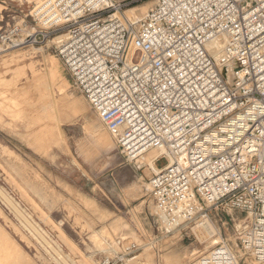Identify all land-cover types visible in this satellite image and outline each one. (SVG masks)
I'll return each instance as SVG.
<instances>
[{"label": "built area", "instance_id": "built-area-1", "mask_svg": "<svg viewBox=\"0 0 264 264\" xmlns=\"http://www.w3.org/2000/svg\"><path fill=\"white\" fill-rule=\"evenodd\" d=\"M148 1L42 0L1 42L51 48L126 161L157 154L149 191L164 237L243 214L237 247L218 230L193 264H264V0H153L142 18L125 16Z\"/></svg>", "mask_w": 264, "mask_h": 264}, {"label": "rangeland", "instance_id": "rangeland-1", "mask_svg": "<svg viewBox=\"0 0 264 264\" xmlns=\"http://www.w3.org/2000/svg\"><path fill=\"white\" fill-rule=\"evenodd\" d=\"M144 5L146 13L135 14L142 18L155 6L153 0L129 9ZM35 7L33 0H0V264H98L132 244L140 250L126 264H142L146 256L148 264H165L167 257L171 264H193L212 250L211 241L201 230L196 236L188 231L190 237L180 232L164 237L155 229L152 172L126 161L53 50L10 49L1 42L2 34L29 20ZM39 73L47 84L38 89ZM61 82L70 85L64 97L57 90ZM102 133L108 144L98 141ZM167 164L162 158L157 167ZM243 217L226 210L214 214L217 230L233 246V222ZM95 232L104 234L109 248L96 247ZM240 257L241 264H260Z\"/></svg>", "mask_w": 264, "mask_h": 264}, {"label": "bare ground", "instance_id": "bare-ground-1", "mask_svg": "<svg viewBox=\"0 0 264 264\" xmlns=\"http://www.w3.org/2000/svg\"><path fill=\"white\" fill-rule=\"evenodd\" d=\"M33 1H35L36 2V7H38L41 3H42V0H33ZM141 11L142 13H146V5H144V6H141V7H137V8H133V9H129L128 11H127V13H129V14H131V16L133 15L134 16V19L135 20H138V19H140L141 17L140 16H136L135 14H136V12L137 11ZM141 13V14H142ZM20 55V54H19ZM24 59V58H23ZM18 61V60H17ZM15 63V62H14ZM17 63V62H16ZM14 65V64H13ZM27 68H29L28 66H27ZM26 69V68H25ZM24 71V70H23ZM26 72V71H25ZM48 72V71H47ZM14 73V72H13ZM15 74V73H14ZM23 74V73H22ZM41 73H39V75L37 74V76H36V78H38L37 80H35V82H37L36 84H37V87L36 88H38V86H39V88L40 87H42L43 85L45 86L47 83H45L44 82V79H46V78H42L43 76L42 75H40ZM31 75H33V74H31ZM35 75L36 74H34V77H35ZM39 76H42V77H39ZM47 76H49V75H47ZM44 77H45V75H44ZM61 78V77H60ZM65 81V80H64ZM49 83H50V81H49ZM51 84V83H50ZM58 86V85H57ZM46 87V86H45ZM47 87H51V86H47ZM69 87H70V85L68 84V82H61V84L58 86V91H59V93L61 94V95H63V97H64V95H66L67 94V90L69 89ZM38 88V89H39ZM37 89V90H38ZM46 89V88H45ZM52 89V88H51ZM50 89V90H51ZM45 91V90H44ZM43 91V92H44ZM52 91V90H51ZM56 91V90H55ZM48 93H51V92H48ZM54 93H52V95H53ZM51 96V95H50ZM43 97V96H42ZM54 97V96H53ZM73 97V96H72ZM46 98H47V96H46ZM70 98H71V96H70ZM62 99V98H61ZM55 100V99H54ZM58 100V99H57ZM74 103V102H73ZM101 120V119H100ZM102 122V121H101ZM98 141L99 142H101V143H105V144H108L109 142H110V138L108 137V135L106 134V133H102L101 135H99V137H98ZM157 156V154L155 155L154 154V152H149V153H147L144 157H142L141 159H140V167H148L147 169L148 170H150V171H152V169L155 171V172H158V170H157V168L155 167V165H154V159H155V157ZM146 169V170H147ZM8 175V174H7ZM12 178V177H11ZM10 180V179H9ZM9 183V182H8ZM17 188V187H16ZM148 188H149V186H148ZM2 190V189H1ZM0 190V191H1ZM18 190V189H17ZM21 190V189H20ZM2 193V192H1ZM0 193V194H1ZM6 195V194H5ZM5 195H3V196H5ZM3 196H1V197H3ZM7 196V195H6ZM5 196V197H6ZM10 198V197H9ZM9 198H8V200H9ZM2 199H4V197L2 198ZM28 199V198H27ZM30 199V198H29ZM28 199V200H29ZM4 200H6V198L4 199ZM7 200V201H8ZM6 201V202H7ZM9 201H11V199L9 200ZM32 201V200H31ZM28 202V201H27ZM29 202H30V200H29ZM14 201L12 200V204H13V206H14ZM10 204V203H9ZM11 204V205H12ZM30 204H32V203H30ZM10 205V206H11ZM13 206H11V208L13 207ZM16 206H17V204H16ZM15 207V206H14ZM18 208V207H17ZM35 208V207H34ZM13 209H15V208H13ZM21 210V209H20ZM23 210V209H22ZM21 210V211H22ZM15 212H18L17 210H15ZM20 212V211H19ZM25 214V213H24ZM18 215V214H17ZM22 215H23V213H22ZM20 216H21V214H20ZM25 217H27L26 215L24 216V219H25ZM20 218H22V216L20 217ZM24 221H26V219L24 220ZM26 223H27V221H26ZM28 226H30V224L28 225ZM31 226H32V228H33V225L31 224ZM36 228V227H35ZM34 228V229H35ZM33 229V230H34ZM40 229V228H39ZM2 230V229H1ZM0 230V233L2 232ZM38 230V229H37ZM36 230V231H37ZM200 230H201V232H204V234H205V238L204 239H207V241H211V243H210V246H215L216 244H218L219 243V238L217 237L218 236V234H219V232H218V230H217V228L215 227V225H213L210 221H208L207 223H204V224H202L201 226H199L198 227V232H200ZM196 231V230H195ZM63 231H61V233H62ZM5 232L3 231V235H5L4 234ZM37 233V232H36ZM38 233H39V230H38ZM37 233V234H38ZM61 233H60V235H61ZM64 233V232H63ZM196 233H197V231H196ZM94 234H96L97 235V233L95 232ZM64 235V234H63ZM104 234H102V235H97L95 238H96V247L98 248V249H100V250H105V248L107 249V247H108V244L106 243V241H105V239H104V236H103ZM0 236H2V234H0ZM39 236H41L40 234H39ZM4 237V236H3ZM60 237H62V236H60ZM94 237V236H93ZM92 237V238H93ZM199 237V236H198ZM94 238V239H95ZM40 239H43L42 237L40 238ZM64 239H66V238H64ZM63 239V240H64ZM98 240V241H97ZM43 241V240H42ZM109 241V240H108ZM44 242V241H43ZM204 243V242H203ZM110 245V244H109ZM142 246V245H141ZM52 248V247H51ZM109 248V247H108ZM19 250V249H18ZM17 250V251H18ZM51 250V249H50ZM111 250V249H110ZM109 250V251H110ZM17 251H15V252H17ZM59 251V250H58ZM53 252H56L55 250H53ZM105 252V251H104ZM107 252V251H106ZM58 254V253H57ZM61 254V253H60ZM60 254H58V258H59V260L63 263V261H65V259H64V256L62 257ZM147 258H149V257H147L146 256V259H145V262L143 261L142 262V264H148L147 263ZM71 259V258H70ZM69 259V260H70ZM68 260V259H67ZM59 261V262H60ZM238 261H239V259H238ZM171 263H173V259H172V257H167L166 259H165V264H171ZM65 264H68V263H65ZM71 264H72V261H71ZM75 264V263H74ZM84 264H92V261H85V263Z\"/></svg>", "mask_w": 264, "mask_h": 264}]
</instances>
